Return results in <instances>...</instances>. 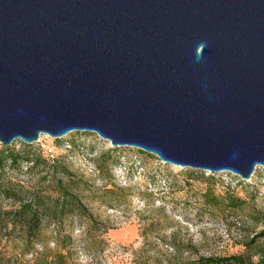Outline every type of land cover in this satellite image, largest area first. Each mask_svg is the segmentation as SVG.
Instances as JSON below:
<instances>
[{"label":"water","instance_id":"water-1","mask_svg":"<svg viewBox=\"0 0 264 264\" xmlns=\"http://www.w3.org/2000/svg\"><path fill=\"white\" fill-rule=\"evenodd\" d=\"M74 131L250 179L264 0H0V142Z\"/></svg>","mask_w":264,"mask_h":264},{"label":"rangeland","instance_id":"rangeland-1","mask_svg":"<svg viewBox=\"0 0 264 264\" xmlns=\"http://www.w3.org/2000/svg\"><path fill=\"white\" fill-rule=\"evenodd\" d=\"M25 145L41 162L9 164L5 174L26 188L52 192V165L63 163L82 181L79 193L96 222L89 217L68 220L71 240L63 241L54 226L46 227L34 243L3 239L0 264H54L55 253L65 244L76 264H175L180 258L241 253L253 238L264 245L262 165L250 179L228 171L184 168L137 147L113 146L89 131L59 138L42 134L33 143L16 139L9 146L23 150ZM112 148L119 149L117 154ZM231 196L246 203L231 208ZM0 204L8 208L13 201L2 199ZM146 232L154 242L147 245L148 255L137 251ZM173 242L180 248L178 255Z\"/></svg>","mask_w":264,"mask_h":264},{"label":"trees","instance_id":"trees-1","mask_svg":"<svg viewBox=\"0 0 264 264\" xmlns=\"http://www.w3.org/2000/svg\"><path fill=\"white\" fill-rule=\"evenodd\" d=\"M25 145L23 150H16L11 146L0 149V200H12L8 208L0 204V243L3 239H22L28 243L41 240V236L46 227L54 226L55 233L62 240L72 239L66 231V223L71 218L89 217L92 222H96L94 215L90 213L88 206L79 193V178L75 177L66 165L54 161L52 169L55 172L53 190L45 191L39 189L26 188L21 182L10 179L5 174L6 167L18 165L21 162L32 163V166L39 164L41 157L28 149ZM118 148L110 149V152L117 154ZM62 174L63 177H59ZM231 208H240L246 201L237 197H230ZM20 233L19 236L14 234ZM264 236V233L262 235ZM143 246L137 250L146 253L147 245L153 244V239L147 232L142 233ZM259 238V236H258ZM163 240L157 237L156 240ZM174 255H178L180 248L176 242ZM244 252L231 255H200L196 258L186 257L178 259L175 264H264V245H259L257 239H252L245 244ZM146 250V251H145ZM72 249L67 245H62V249L57 251L53 257L54 264H76L70 258ZM135 251V253H138ZM152 258V256H149ZM156 264V263H155ZM161 264V263H157Z\"/></svg>","mask_w":264,"mask_h":264}]
</instances>
